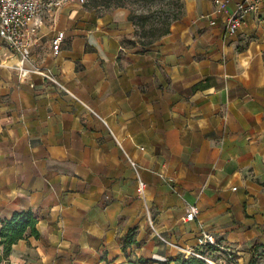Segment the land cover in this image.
Masks as SVG:
<instances>
[{"label":"crops","instance_id":"0c3cea01","mask_svg":"<svg viewBox=\"0 0 264 264\" xmlns=\"http://www.w3.org/2000/svg\"><path fill=\"white\" fill-rule=\"evenodd\" d=\"M260 1L259 12L246 16L230 36L234 3L214 15V0H191L170 35L144 54H127L124 71L116 70L122 40L136 39L124 9L97 17L67 2L42 17L28 68L48 69L65 92L49 76L41 81L33 72L24 81L14 70H0V154L19 153L5 146L4 133H10L9 141L24 143L32 156L38 171L33 187L47 181L57 196L39 199L37 189L30 190L31 203L51 201L38 224L43 239L33 245L42 264L65 253L73 259L76 247L97 253L133 226L142 231L149 225L143 211L154 207L161 231L183 223L194 234H221L223 243L237 249L250 242L264 246ZM59 32L66 37L59 54L52 50L38 63L37 50L50 38L53 44ZM12 56L14 66L20 59ZM166 177L176 183L166 184ZM23 186H17V197L26 195ZM63 193L70 209L61 205ZM192 204L200 216L184 223ZM188 240L193 245L196 239L191 234ZM27 244L14 246L12 264L24 261L18 251Z\"/></svg>","mask_w":264,"mask_h":264},{"label":"rangeland","instance_id":"374dc122","mask_svg":"<svg viewBox=\"0 0 264 264\" xmlns=\"http://www.w3.org/2000/svg\"><path fill=\"white\" fill-rule=\"evenodd\" d=\"M190 2L191 0H185V6L189 5ZM65 4H67V2L60 5V7L64 6ZM80 6H82L83 9H86L87 11L94 13V15L97 17H102L106 14H109L117 10L116 8L94 9L91 0H85V4ZM60 7H58L56 10H58ZM133 8L144 10L138 5L133 6ZM119 9H124V8H119ZM124 10L128 12V16H129V10L128 9H124ZM185 15H186V8L182 18H184ZM80 24L86 28L91 27L90 23L86 25V21H82L80 22ZM128 37L129 36H126L122 40L123 50H121L120 52V58H119L120 68L116 69L117 71H124V69L127 67L129 62V58L127 54L131 53L132 51L133 52L135 51L134 47L130 45L129 41H137L138 39L135 37L136 38L135 40H131ZM53 44H51V38H50L48 39V41L44 43V45H42L37 50L36 60L38 63L47 60L48 59L47 56H50V54H52L51 52L52 50L54 51V49H52L51 45ZM11 53L14 54L7 48L4 42H0V70H3L5 68L14 70L16 74H20L19 77L21 78V80L24 81L33 72L36 73L35 76L40 78L41 81L45 79L46 76H49L51 77L50 83L56 84V86L59 88L62 87L61 89L65 92L63 86L60 85L61 82L53 78V76H51V74L48 72V69H45L44 67H40L39 69L31 72V70L28 68V62L30 63L31 53H29L30 55L29 59L22 64L21 67L23 69L17 66L19 64L18 62H16L14 66L12 65L11 59L14 58V56H12ZM19 59H21L20 56ZM5 61H7L8 63ZM3 62H5L4 65H8V66L6 67L2 66ZM79 67L80 65L78 64V68ZM24 71L27 73H25ZM46 85L48 86L49 83ZM46 85H42V86H46ZM41 91L44 92L45 89L42 88ZM8 135L9 137H11L10 133L8 134L4 133L5 140L7 141L5 146H7L10 152L15 151V153L17 152L19 153L0 154V229L2 227V222L10 219L13 216L14 212L19 210L20 208L22 209L21 211L32 210L33 212H35L36 216L42 220L43 217L49 211L48 208L51 201L49 202L40 201L39 199L43 198V196H45L44 200L55 199L57 197L55 196L54 191L49 190V187H47L49 186L47 181H43V183L41 184L36 183V188L33 187L34 182H36L35 178L38 171L37 168L34 166L32 156L28 155L27 153L28 150L26 151L24 143L22 144L20 143L19 145L14 144L12 141H9ZM6 166H8V169H3V167ZM166 181L168 182L166 184H170V185L176 183L175 180L169 177L166 179ZM20 184H24L23 186L24 189L22 190L26 193V195L20 196L19 194V197H17L18 194L17 186ZM33 189H37L36 193L38 194L39 199L35 198L33 195L35 199L34 202L31 203V200H29L30 199L29 195H30V190ZM153 190H154L153 194H155L157 192V188L155 187L153 188ZM65 195L66 194L63 193V197L61 195L58 197L62 198V201H65V203H62L61 205L70 209V207H68L70 203L67 201L68 198ZM141 195L143 198H145L144 197L145 195L143 194ZM79 203L82 204V202ZM21 205H23L24 207H22ZM173 210H177L176 207H174ZM158 211L159 210L156 207H154L151 212H149V210L146 212L145 210L143 211L144 215H146L145 218L149 225H146L142 231H139L138 226H133L129 228V230L131 229L133 230L132 236L135 238L137 242L140 243L139 249H136L134 246H132L126 252H123L121 249L123 238H121L119 242L117 240L114 243L110 244L109 246H106L102 250L98 251L97 253L95 251L84 252L81 251L79 247H76L75 250L72 252L73 259H71V257L65 253L61 255L59 260L50 264H130V262H133V264H138L140 258L160 261V263L157 264H170V262H172L171 260H173L174 258L181 257L188 259V256L202 259L206 262V264H210L209 261L215 264H264V251L256 258H253L251 253H249L248 251L245 253L241 252V251L250 250L253 245L252 242H250V244L248 243L244 245L240 249H237L234 246L233 247L229 246L228 243L226 242L223 243L224 240L221 234H212L215 237L216 241L219 242V246L221 248L213 247V246L212 247L202 246L200 245V241L203 239V234L201 233L194 234L196 231L193 232L192 229L189 226H187V224H183V223L179 225H175L168 232L161 231L159 228L160 225L157 224L158 222H156ZM260 227L262 229V232L264 233V225H260ZM191 234L192 237L195 236L196 239L193 245H190L188 240V238L191 237ZM30 239L32 240L31 243L29 242ZM25 241L28 242L26 249H24L23 251H18L21 257H23L24 261L14 260L13 264H42L36 255L35 248L33 247V245H37L39 244V242H37L35 238H30V237L26 238ZM119 247L120 250H118ZM116 252H121L122 254L116 257ZM49 253L50 255H53L54 251L50 249Z\"/></svg>","mask_w":264,"mask_h":264},{"label":"trees","instance_id":"16d2710c","mask_svg":"<svg viewBox=\"0 0 264 264\" xmlns=\"http://www.w3.org/2000/svg\"><path fill=\"white\" fill-rule=\"evenodd\" d=\"M94 9L124 8L129 10L128 20L135 27L137 41H129L134 53L144 54L150 46L172 33L173 26L181 21L185 11V0H91ZM140 6L144 10L134 9ZM146 9V10H145ZM40 219L32 210L18 211L2 222L0 229V264H11L9 258L13 247L26 238L43 239L38 230ZM129 230L123 237L121 249L126 252L132 246L140 248V243ZM212 247V245H208ZM218 247L219 246H213ZM219 251V250H216ZM264 251V246L253 243L249 253L256 258ZM188 256V259L177 257L171 260L174 264H206L202 259ZM160 261L140 258L138 264H157ZM133 264V262H130Z\"/></svg>","mask_w":264,"mask_h":264},{"label":"built area","instance_id":"2783aa9c","mask_svg":"<svg viewBox=\"0 0 264 264\" xmlns=\"http://www.w3.org/2000/svg\"><path fill=\"white\" fill-rule=\"evenodd\" d=\"M69 1L79 5L85 4V0H0V42H4L11 52L20 56V62L23 64L30 57V49L39 34L42 17ZM232 3L235 4V12L227 20V32L230 36L237 34L246 16L257 14L261 8L260 0H214V15L222 14ZM211 24L216 25V21L212 20ZM64 38V32L56 37L53 44L55 54L59 53ZM131 163L136 167L134 162ZM145 188V183L140 180L139 193L144 194ZM199 216L198 205L192 204L188 207L183 222H196ZM218 243L215 237L208 233H203V239L200 241L202 246H218Z\"/></svg>","mask_w":264,"mask_h":264},{"label":"bare ground","instance_id":"6f19581e","mask_svg":"<svg viewBox=\"0 0 264 264\" xmlns=\"http://www.w3.org/2000/svg\"><path fill=\"white\" fill-rule=\"evenodd\" d=\"M17 62H18V61H17ZM18 63H19V64H18L17 66H18V67H21V66H22L21 62L19 61ZM24 72H25V71H24ZM25 73H27V72H25ZM209 263H210V264H215V263L210 262V261H209Z\"/></svg>","mask_w":264,"mask_h":264}]
</instances>
